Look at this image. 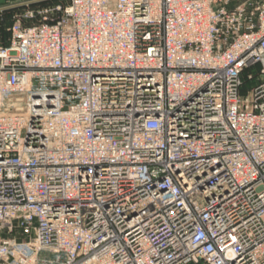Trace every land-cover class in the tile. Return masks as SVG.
Returning a JSON list of instances; mask_svg holds the SVG:
<instances>
[{
  "label": "built area",
  "instance_id": "obj_1",
  "mask_svg": "<svg viewBox=\"0 0 264 264\" xmlns=\"http://www.w3.org/2000/svg\"><path fill=\"white\" fill-rule=\"evenodd\" d=\"M45 13L0 46V264H264V0Z\"/></svg>",
  "mask_w": 264,
  "mask_h": 264
},
{
  "label": "rangeland",
  "instance_id": "obj_2",
  "mask_svg": "<svg viewBox=\"0 0 264 264\" xmlns=\"http://www.w3.org/2000/svg\"><path fill=\"white\" fill-rule=\"evenodd\" d=\"M67 3L68 0H0V46L8 41L9 28L16 18L25 25L54 20L58 15L45 13V10L53 9L58 5L64 7ZM254 84L255 82L248 85V88ZM242 93L244 95L245 91Z\"/></svg>",
  "mask_w": 264,
  "mask_h": 264
},
{
  "label": "trees",
  "instance_id": "obj_3",
  "mask_svg": "<svg viewBox=\"0 0 264 264\" xmlns=\"http://www.w3.org/2000/svg\"><path fill=\"white\" fill-rule=\"evenodd\" d=\"M8 38H9V34H8ZM8 44V41L5 43V44H3L4 46L5 45H7ZM243 89H242V92L243 91H246V89L249 87L248 85H251L253 82H255V81H249V80H247V78H246V72L243 74Z\"/></svg>",
  "mask_w": 264,
  "mask_h": 264
}]
</instances>
